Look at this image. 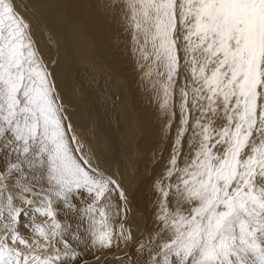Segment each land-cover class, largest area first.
Masks as SVG:
<instances>
[{"label":"snow or ice","instance_id":"obj_1","mask_svg":"<svg viewBox=\"0 0 264 264\" xmlns=\"http://www.w3.org/2000/svg\"><path fill=\"white\" fill-rule=\"evenodd\" d=\"M105 7L161 122L151 229L134 234L120 176L68 119L55 58L0 0V264H264V0Z\"/></svg>","mask_w":264,"mask_h":264},{"label":"rangeland","instance_id":"obj_2","mask_svg":"<svg viewBox=\"0 0 264 264\" xmlns=\"http://www.w3.org/2000/svg\"><path fill=\"white\" fill-rule=\"evenodd\" d=\"M74 1L76 2V0H74ZM17 2H19L20 5L22 4V6L25 5L24 9L27 11V12H25V15L26 16L28 14H31V15L34 14V18L31 21H28V22L30 24H32L31 25V33H32V36H33V34L35 35V36H33V38H34V40L36 42V46L39 49V52L43 56V58L45 59V61H46L47 58L45 57V54L43 53V49H42V46L40 45L39 41L43 45H45L44 48L45 49L47 48L46 50H48V51L52 50V51L56 52L59 62H61V60L63 58L62 57V53H63V56H65V57L68 56V55H70V51H68V49L71 50L70 49V46H66V47L64 45L61 46V44H58L57 43L58 41H56V38L53 37V38L50 39L48 37V35L46 34L47 31L46 32L44 31V30H46V27H45L46 24H47L46 22H49V20L51 18L48 17V13L47 12H44L45 16H47V17L43 21V17H41L42 16V12L40 10V9H42V10L45 9L43 7V5H40L38 7L40 9L34 11V10H32L31 6H29L27 4V1L26 0H21V1L20 0H16V3L15 2L14 3L17 4ZM106 2H107V0H102V4L100 6H97L93 0H85V3H87V15H88L89 19L92 21L91 23L93 25L95 24V18L97 17V15L99 13H102V15L104 17L110 18V21L106 23V26H105V28L103 30V36H102V38H103V41L102 42L103 43L101 42L100 43V46L98 47L99 48V53H100V55L102 54L101 57L104 60V62H106V60H105L106 58H108V60H111V58H113V60H115L116 54H114L111 51V48L114 45L113 47H115L116 49L118 48L117 50L120 52L121 49L124 48V44L122 42L123 41L122 35L126 33L123 26L122 27L120 26L118 30H116L113 27V24L115 23V19H119V21H120V18H119L118 14H117L118 10L117 9H113V8H106L105 7ZM28 8H30L31 11H28L27 10ZM22 9H21V11H22ZM22 12H24V10ZM21 15L24 17V19H26L25 18L26 16H24L22 13H21ZM99 16H101V15H99ZM103 16L100 18V20H102L104 22L105 19L103 18ZM39 21H40L41 25L39 24ZM43 23H44V26L42 25ZM51 23H52V21H51ZM55 23H56V21H55ZM56 24H58L59 27H57V25H56L55 30H57V31L60 32L61 31L60 30L61 24L60 25H59V23H56ZM39 25H40V28L38 27ZM87 26L88 27L90 26L89 23H87ZM40 31L43 32V33H41ZM42 34H43V36H41ZM61 34L64 36V34L62 32H61ZM61 34L58 33L59 36ZM54 35H55V33H54ZM35 37H37L39 41L36 40ZM65 37H67V36L65 35ZM76 44L79 46L77 48L80 51L82 50V55L87 56L88 57V60L90 62V63L87 62L89 64H86L87 69H85V70H87V71L90 70L95 75L89 74V72H85L84 73L85 76L83 75L84 76L83 77L84 79L81 80L80 83H78V84L76 83L75 85H72V82L74 83L72 77H70V78L67 77L66 79H62L60 81V77H58V76H60V73L58 74V72H60L58 70L59 69V64L57 63L56 66H55V69H54L55 70L54 71L55 72L54 73V76L57 75V77L55 76V79L58 78V81L59 82H57V84L58 85L61 84L60 87H59V89L61 87L63 88V89L62 88L60 89L61 90V93H62V96H63L65 102L67 104L69 103L71 105V107H73L72 101L74 102V99L77 97V95L80 96V93L79 94H74L75 97H74V95H72V96L68 95L69 92H70V90L68 88V85L69 86H72V87H81V88H84V89H90V93L88 94V92H87V97L90 96V97H88V100L89 101H85V100L82 101L83 112L82 113L79 112L81 115L83 114V116H85V118H87L88 120H90L91 115L93 116V115L96 114L95 117L97 118L99 116V118L97 119V121L99 123L102 122V124H101L102 126H103V123L104 122L106 124H108L106 122V120H108V119H111V122L114 121L113 123L115 125L113 123H109V126H112V128H113V126L115 128L116 127V124H119V122H121L120 124L124 123V128L121 129L118 126V128H119L118 132L120 130L123 131V132L120 131L119 134L121 133L120 134L121 135V138L122 139L125 138V140H126L125 143H128V145H129V146H127V148H123V147H122L123 149L120 148L121 149L120 153H123V152L126 153L127 156L124 159L127 162L122 166V168L117 163H114L116 166L114 164H112V165H114L113 171H115V172L117 171V174L121 176V178H122L121 180L124 182L125 186H127L128 191L131 192V194L129 193V195H130V201L134 205V209L133 210H134V212L136 214V216L134 214L131 217L132 219L130 220V223H131L132 220H133V218H134V216H135V220H134V223H133L132 228H134L136 230H139L140 229L139 231L145 230V229L150 230L151 229V226H152V216H151V212L148 211L147 209L143 208V206H144V204H146V203L149 202V196H150V193H151L150 187H149L150 186V183H151V175H149V173L155 174L158 170H160L161 164L160 163H157L153 167V152L156 151V149H153V148L144 146V143H145L146 139H144L143 135L145 134L146 137L151 136V138L149 139L150 142H151V144H150L151 147L154 144H157L158 145V144L162 143L161 131H160V129H161V122H160V120L158 118L157 111H155L154 113L150 114V119H147L145 117H141L140 114L142 112H144L143 109H141V111H137V109H135V106L132 103V98L134 97L133 93H136L137 92L138 87L135 85V88H132L129 84L126 85V86L129 85V96H130V101H129L130 103L129 102L127 103V101H125V99L123 97V92L121 91V89L123 88V85L125 84V80H122V79H116V81L113 80V77H112L111 73L109 71H107L108 65L103 64V66H105L103 68L102 63L97 62V60H98L96 58L97 56L94 55L93 53L90 54L88 52V50H89V44H91L90 41L89 42L81 41V43H80L81 45L79 43H76ZM128 45H129V43H128ZM93 47H94V45L92 44L91 45V49ZM41 49H42V51H41ZM85 53H87V54H85ZM130 55H131V58H132L133 56H132V53L131 52H130ZM94 56H96V57H94ZM76 57L77 58H81L82 56H79V53H78V55ZM93 57L95 58V61H94V58ZM82 61L84 63H86L85 58H83ZM92 64H94V65H92ZM95 64H96V66H95ZM115 64L116 63H114V65ZM98 65H100V67ZM94 66H95L96 69L94 68ZM97 67L99 69H101V67H102L101 70H103V71L97 69ZM108 74H110L111 76H109ZM103 76H104V78H103ZM119 83H121V84H119ZM105 90H107V91H105ZM110 91H112V92L110 93ZM95 92H96V94H95ZM103 92H104V94H103ZM145 96H141V97L144 98V101L146 100L147 103H151L150 102V99L147 98V96L149 97V94H146V92H145ZM90 102H91V104H90ZM92 105H94V106L92 107ZM119 107L121 108V110H120ZM84 108H86V110ZM93 108L95 110L92 111ZM117 108H118V110H117ZM134 109H135V111H134ZM155 109H156V107L153 106L152 107V111H154ZM118 111H119V113H118ZM92 112H93V114H92ZM121 113H123V114H121ZM124 113H126V114H124ZM116 114H118V115H116ZM130 114H131V116H130ZM114 115H115L116 118L114 117V119H112V117ZM100 117L102 119L101 121H99ZM153 117H154V120H152ZM117 119H118L119 122L117 121ZM144 120H146V123L147 124H149L148 122L150 120V124H149V126L147 128H146V126L144 127L143 124H142V121L144 122ZM125 124H127V126H125ZM144 124H145V122H144ZM130 125L131 126H134L135 125L136 128H134V127L132 128ZM76 126H77V128L80 127L79 129H81V131L83 130L82 127H81V126H83L82 124L81 125L77 124ZM73 129L75 131L74 126H73ZM129 131H130V133H129ZM86 132L84 133L85 134V138L83 140H81L82 145H83V152L85 154H88L89 153L91 156L99 159V157H96L97 155L95 154V152H93L92 147H89V146H91L92 144H94V142H97L96 145H99L100 146L101 139L100 138H97L96 136L92 138V137H90V132L88 130ZM113 132L116 133V131L114 129H113ZM76 134H78V133H76ZM86 135L88 137H90V139H89L90 141L89 142H88V139H86L87 138ZM77 137L80 140L79 135H77ZM139 151H140V153H139ZM144 153H145V155H144ZM166 155H167V151H165V156ZM100 161H102L101 162V167L102 166L105 167V164L106 163L103 161V159H101ZM161 163H162V161H161ZM112 168H113V166H112ZM124 190H125V187H124ZM141 190H145V194ZM141 194H144V195H141ZM152 195H154V194H152ZM133 205L131 206V208H133ZM136 230H134V233L137 232ZM132 251L134 252L135 250L133 249ZM92 264H98V262H92Z\"/></svg>","mask_w":264,"mask_h":264},{"label":"bare ground","instance_id":"obj_3","mask_svg":"<svg viewBox=\"0 0 264 264\" xmlns=\"http://www.w3.org/2000/svg\"><path fill=\"white\" fill-rule=\"evenodd\" d=\"M21 1V0H20ZM27 1V4L29 6H31L32 10H38L40 8H38L40 5H43V7L45 9H40L41 12H42V16L43 17V21L45 20V18L47 16H45L44 12H47L48 13V17H50L51 21L49 20V22H46V34L48 35V37L51 39V38H56V41H58L57 43L58 44H61V46H70V49H68V51H70V55L68 56H63V53H62V60L61 62L58 61V57H57V54L56 52L50 50H46L44 47L45 45H43L37 37L36 40L39 41L40 45L42 46V49H43V53L45 54V57L47 58L46 61H50L52 60L53 58H55L56 60V64L58 63L59 64V71L58 74L60 73V81L62 79H66L67 77H72L74 83L72 82V85H75L76 83H80L81 80H83L84 76H85V72H89V74H93L95 75L92 71H87L85 69H87L86 67V64H89V60H88V57L87 56H84L82 55V50L80 51L77 47H79L76 43H81V41H86V42H89L91 44H89V50L88 52L90 54H94L98 60L97 62L99 63H102V66L103 64H106L108 65V68H107V71H109L113 77V80L116 81V79H122V80H125V84L123 85V88L121 89V91L123 92V97L125 99V101H127V103L130 101V96H129V85L132 87V88H135V85L138 87V90L136 93H133L134 97L132 98V103L133 105L135 106V109H137V111H141V109H143L144 112H140L141 114V117H145L147 119H150V114L154 113L155 111H157V109H155L154 111H152V107L154 106L152 103H147L146 100L144 101V98H142L141 96H145V91H143L141 89V87L139 86L140 84V81H139V71L137 70L136 68V65H135V62L134 60L131 58V55H130V46L128 45L129 43V36L127 35V33L123 34L122 35V39H123V44H124V48L121 49V51L119 52L115 47L112 46L111 48V51L116 54V58L115 60H113V58H111V60H108V58H106V62H104V60L102 59L100 53H99V46H100V43L103 41V30L106 26V23L110 21V18L108 17H104L102 15V13H99L97 15V17L95 18V24L93 25L91 22V20L89 19L88 15H87V3H85V0H76V2L73 0H26ZM95 2V4L97 6H100L102 4V0H93ZM13 2L16 3V0H13ZM14 3V4H15ZM22 3V2H21ZM16 5V10L20 13H22L24 16L25 15V12H27L24 7L25 5L22 6V4L20 5L19 2H17ZM20 8H19V7ZM23 8V9H22ZM24 10V12L21 11ZM45 10V11H44ZM54 12V13H53ZM20 13V15H21ZM29 13V12H28ZM36 13V12H35ZM36 15V14H35ZM39 15V14H38ZM47 15V14H46ZM101 15V16H99ZM103 16V18L105 19L104 22L102 20H100V18ZM37 17V16H36ZM27 21H31L33 18H34V14L31 15V14H28L26 17H25ZM59 23V25L61 24L60 26V32L55 30L56 28V25L57 27L58 24L55 23ZM87 23H89V27L87 26ZM39 24L41 25L40 21H39ZM32 25V24H31ZM40 25L38 26L40 28ZM44 26V23L42 24ZM122 27L121 25V22L119 21V19H115V23L113 24V27L118 30L119 27ZM34 27V26H33ZM36 27V26H35ZM37 28V27H36ZM36 31V30H35ZM38 32V31H37ZM41 32V31H40ZM61 32L64 34V36L61 34ZM43 33V32H41ZM45 33V32H44ZM55 33V35H54ZM61 34L60 36L58 35ZM65 35L67 37H65ZM33 36H35L33 34ZM43 36V34L41 35ZM56 36V37H55ZM50 41V40H49ZM103 43V42H102ZM94 45V47L91 49V45ZM81 45V44H80ZM118 46V45H117ZM87 47V46H86ZM41 49V51H42ZM101 49V48H100ZM54 50V49H53ZM48 51V52H47ZM62 51V50H61ZM74 51V52H73ZM101 51V50H100ZM47 52V53H46ZM79 53V56H82L81 58H77L76 56L78 55ZM87 54V53H85ZM107 55V54H106ZM109 56V55H108ZM93 57V58H94ZM66 58V59H65ZM85 58L86 60V63H84L82 61V59ZM91 58V57H90ZM89 58V59H90ZM92 58V59H93ZM75 60V61H74ZM94 61H95V58H94ZM89 62V63H87ZM95 63V62H94ZM114 63H116L114 65ZM55 64V66H56ZM94 65V64H92ZM101 65V64H100ZM100 65H98L100 67ZM96 66V64H95ZM94 66V68H95ZM105 66H103L104 68ZM110 67V68H109ZM57 68V67H56ZM55 69V68H54ZM53 69V72L55 71ZM96 69V68H95ZM97 69H99L97 67ZM102 69V67H101ZM99 69V70H101ZM103 71V70H101ZM97 72V71H96ZM55 73V72H54ZM108 73V72H107ZM66 74V75H65ZM104 74V73H103ZM84 75V76H83ZM109 76H111L110 74H108ZM107 75V76H108ZM57 77V75H55ZM54 76V77H55ZM102 76V75H101ZM64 77V78H63ZM123 77V78H122ZM104 78V76H103ZM111 78V77H110ZM102 79V78H101ZM68 80V79H67ZM56 81V86H57V89L59 91V94H60V97H61V102L65 105V107L68 109V112H67V116H68V119L70 120L72 126H74L75 128V133H78L76 135H79V138H80V141L83 140L85 138V132L88 130L91 134H90V137H97V138H100L101 139V142H100V146L99 145H96L97 142H94V144H92L91 146L89 147H92V150L93 152H95V154L97 155L96 157H99V159H103V161L106 163L105 164V168H108L110 170L113 171L114 169V163H117L121 168L122 166L127 162L124 158L127 156L125 152L123 153H120L121 149L120 148H127L128 143H125L126 140L125 138L122 139L121 138V133L119 134L118 130V126L122 129L124 128V123L120 124L121 122H119V124H116V127L112 128V126H109V123H113L111 122V119H108L106 120V122L108 124H106L105 122L103 123V126L101 125V123H99L97 121V119L99 118V116L96 118L95 115H91L90 117V120H88L87 118H85V116H83V114L81 115L79 112H83V106H82V101H89L88 100V96L87 97V92L88 94L90 93V89H84V88H81V87H72V86H69L68 85V88L70 90L69 94L70 96L74 95V94H79L80 93V96L77 95V97L74 99V102L72 101L73 103V107H71V105L68 103L65 102L63 96H62V93H61V88L59 89L60 85L57 84L58 81V78L55 79ZM64 81V80H63ZM92 81V80H91ZM109 81V80H108ZM107 81V82H108ZM62 83V82H61ZM64 84V83H63ZM62 84V85H63ZM71 84V83H70ZM111 84V83H110ZM121 84V83H119ZM127 84H129L128 86H126ZM116 86V85H115ZM90 87V86H89ZM88 87V88H89ZM63 89V88H62ZM65 89V88H64ZM93 89V88H92ZM103 89V88H102ZM101 89V90H102ZM68 90V91H69ZM107 91V90H105ZM64 92V91H63ZM94 92V91H93ZM101 92V91H100ZM112 91H110L111 93ZM109 93V92H108ZM144 93V94H143ZM92 94V93H91ZM96 94V92H95ZM94 94V95H95ZM104 94V92H103ZM148 94V93H146ZM93 95V94H92ZM119 95V94H118ZM122 96V95H121ZM75 97V95H74ZM93 97V96H92ZM122 97V98H123ZM146 97V96H145ZM147 98H149L147 96ZM92 99V98H91ZM100 100V99H99ZM67 101V100H66ZM97 101V100H96ZM69 102V101H68ZM93 102V101H92ZM100 102V101H99ZM88 103V102H87ZM107 103V102H106ZM114 103V102H113ZM117 103V102H116ZM130 103V102H129ZM91 104V102H90ZM147 105V106H146ZM153 105V106H152ZM94 105H92L93 107ZM133 106V107H134ZM110 107V106H109ZM125 107V106H124ZM120 108V107H119ZM86 110V108H84ZM88 109V108H87ZM134 109V111H135ZM95 110L94 108L92 109V111ZM118 110V108H117ZM121 110V108H120ZM105 111V110H104ZM111 111V110H110ZM125 111V110H124ZM123 111V112H124ZM128 111V110H127ZM112 112V111H111ZM133 112V111H132ZM119 113V111H118ZM93 114V112H92ZM123 114V113H121ZM126 114V113H124ZM118 115V114H116ZM145 115V116H144ZM157 115V114H156ZM107 116V115H106ZM131 116V114H130ZM93 117V118H92ZM115 115L112 117V119H114ZM89 118V117H88ZM107 118V117H106ZM116 118V117H115ZM129 118V117H128ZM101 117L99 119V121H101ZM122 120V119H121ZM152 120H154V117L152 118ZM123 121V120H122ZM136 121V120H135ZM145 122V124H144ZM144 122L142 121V124L143 126L146 128L149 126L150 124V120H149V124L146 123V120H144ZM79 125H83L81 126L82 127V131L81 129L77 128V124ZM81 123V124H80ZM114 124V123H113ZM128 124V123H127ZM127 124H125V126H127ZM131 124V123H130ZM135 124V123H134ZM115 125V124H114ZM131 126V125H130ZM132 128H136L135 125L134 126H131ZM113 129L116 131V133L113 132ZM124 130V129H123ZM134 130V129H133ZM81 132V133H80ZM123 132V131H122ZM125 132V131H124ZM132 132V131H131ZM80 133V134H79ZM87 133V132H86ZM130 133V131H129ZM89 135V134H88ZM127 135V134H126ZM150 135V134H149ZM87 136V135H86ZM125 136V135H124ZM130 136V135H129ZM90 137L87 136L86 139H88V142L90 141ZM126 137V136H125ZM144 139H146L145 143H144V146H147V147H150V148H153V149H158L160 146H161V143L160 144H154L152 145L151 147V142H150V138L151 136H148L146 137L145 134L143 135ZM128 138V137H127ZM96 139V138H95ZM94 140V139H93ZM97 140V139H96ZM130 140V139H129ZM132 142V141H131ZM86 147V146H85ZM122 148V149H123ZM140 149V148H139ZM132 150V149H131ZM144 150V149H143ZM132 152V151H131ZM140 153V151H139ZM89 154V153H88ZM94 154V155H95ZM145 155V153H144ZM138 157V156H137ZM134 160V159H133ZM136 161V160H135ZM102 162V161H101ZM104 164V163H103ZM114 164V165H112ZM113 166V168H112ZM116 166V165H115ZM104 167V166H102ZM118 169V168H117ZM120 171V170H119ZM159 171V170H158ZM157 171V172H158ZM117 172V171H116ZM122 172V171H121ZM120 176V175H119ZM121 178V176H120ZM122 179V178H121ZM133 181V180H132ZM121 183H122V187L124 188L125 187V192L129 198V202H130V206L133 205V203L130 201V195L129 193L131 194V192L128 191L127 189V186H125L124 182L121 180ZM132 184V183H131ZM135 184V183H134ZM128 185V184H127ZM132 190V189H131ZM143 191V193L145 194V190H141ZM135 192V191H134ZM144 194H141V195H144ZM153 193H150V196H149V202L144 204L143 208L147 209L148 211L151 212V198H152V195ZM134 209V205H133V208L132 210ZM135 214L134 210L132 211V214H131V217ZM136 216V214H135ZM135 216L131 222V225L133 226V223H134V220H135ZM132 219V218H131ZM141 225V224H140ZM138 228V227H137ZM133 230H136L133 228ZM140 230V229H139ZM139 230H136L137 232ZM135 234V233H134Z\"/></svg>","mask_w":264,"mask_h":264}]
</instances>
